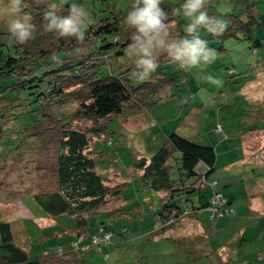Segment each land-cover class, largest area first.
<instances>
[{
  "label": "trees",
  "instance_id": "1",
  "mask_svg": "<svg viewBox=\"0 0 264 264\" xmlns=\"http://www.w3.org/2000/svg\"><path fill=\"white\" fill-rule=\"evenodd\" d=\"M24 2L25 11L34 17V39L16 44L8 27L1 32L9 38L0 40V80H5L0 83V161L10 158L15 163L31 154L40 163L38 166L43 167L42 161L50 160L46 167L55 178V187L36 190L31 195L49 218L59 222L57 233L75 234L78 239L87 235L89 242L81 244L76 240L72 248L60 246L57 252L45 249L33 255L34 250L23 246L27 233L21 230L23 235L16 234L19 222L1 219L0 264H86L88 252L102 244L97 246L93 236L109 232L111 235L104 242L108 243L115 218L126 222L141 213L142 202L125 191L134 175L141 187L160 194L161 207L154 213L159 221L148 234H165L170 227L182 226L188 216H194L191 221H198V207L191 193L209 183L217 159L212 144L196 142L174 130L166 133L151 154L137 155L133 169L117 165L122 177L110 181L108 168L119 159L113 153L119 149L114 144V123L155 103L181 97L183 84L181 74L166 71L171 59L164 52L158 54L159 67L148 80L133 77L136 57H129L127 52L134 30L126 25L125 18L134 0ZM183 2L162 0L169 24L178 28L171 39L187 36L185 27L179 23ZM73 3L83 5L94 21L86 29L83 45L75 38L59 37L44 27L43 16L49 5L56 4L58 13L67 14ZM259 3L264 4V0H245L244 9L233 7L221 12L210 0L209 15L224 19L228 29L223 35L214 36L202 28L201 37L217 52L226 50L225 41L231 36L250 39L256 27L264 23ZM261 42V37H257L254 45ZM77 47L83 51L77 53ZM8 171L7 166H0V174ZM215 194H221V201L214 202L212 196L203 206L209 207L214 218L230 215L234 209L229 199L221 192ZM212 208H217L221 215ZM102 212L109 220L94 223L92 216ZM190 233L168 237L182 254V259L176 258L179 264H187L185 258H191L190 253L196 260L200 257V250L191 248L195 243L209 246L206 250L212 248L207 235L192 237ZM220 261L212 264H223ZM259 262L264 264L263 259Z\"/></svg>",
  "mask_w": 264,
  "mask_h": 264
},
{
  "label": "rangeland",
  "instance_id": "2",
  "mask_svg": "<svg viewBox=\"0 0 264 264\" xmlns=\"http://www.w3.org/2000/svg\"><path fill=\"white\" fill-rule=\"evenodd\" d=\"M244 1L212 0V4L225 12L233 7L244 9ZM259 4V15L264 17V4ZM10 18L0 17V40L9 38L1 32ZM187 22L184 15L179 16L183 27ZM177 29L175 24H170L169 39ZM257 37L262 42L254 45ZM225 45L226 50L218 51V58L201 69L186 70L170 60L166 71L181 74V97L133 112L118 122V126L114 123V144L119 149L113 153L119 159L114 164L107 163L113 165L108 169L110 181H114L120 177L117 165L133 169L137 155L151 154L166 133L174 130L196 142L214 145L217 159L209 183L191 193L198 207V221L193 222L194 216H188L182 226L170 227L165 234H148L159 221L154 213L161 207L160 194L141 187L134 175L125 191L142 202L141 213L126 222L115 218L111 240L90 250L86 264H179L176 258L182 259V254L169 236L188 235L191 231L192 237L207 235L212 248L206 250L209 246L194 242L191 248L199 249L200 257L196 260L190 253L192 259L186 257L187 264H212L216 260L223 264H260L264 260V154L261 153L264 150V23L256 27L250 39L231 36ZM209 75L220 78L223 85L209 83L206 79ZM4 81L1 78L0 83ZM257 147L260 149L255 150ZM35 158L25 154L15 163L10 158L0 161V166L9 168L7 174H0V220L19 222L20 229L15 226L16 234L23 235L21 230L27 233L23 246L34 250L33 255L45 249L57 252L60 246L72 248L78 236L60 235L58 225L45 226L56 221L46 215L31 195L36 190L55 187V178L46 167L51 161H42L45 165L39 167ZM215 191L229 199L234 209L230 215L214 218L209 207L203 206ZM102 219L109 217L103 212L92 216L94 223Z\"/></svg>",
  "mask_w": 264,
  "mask_h": 264
},
{
  "label": "clouds",
  "instance_id": "3",
  "mask_svg": "<svg viewBox=\"0 0 264 264\" xmlns=\"http://www.w3.org/2000/svg\"><path fill=\"white\" fill-rule=\"evenodd\" d=\"M209 3L210 0H184L180 10L188 21L185 26L187 36L169 39V15L162 0H134L125 18L126 25L134 30L127 52L129 57H136L133 77L148 80L159 67L157 57L160 52L166 53L178 67L186 70L211 65L218 53L201 37L200 30L203 28L220 36L227 31L228 24L224 19L209 15ZM25 8L24 0H0V17H11L7 23L8 31L12 42L21 45L34 39L36 31L34 17ZM43 18L46 31L59 37L75 38L79 45H83L86 29L94 22L86 8L76 3L71 4L67 14L58 13L57 5L51 4ZM75 51L81 53L83 49L77 47ZM206 79L217 86L223 85L218 77L209 75Z\"/></svg>",
  "mask_w": 264,
  "mask_h": 264
},
{
  "label": "built area",
  "instance_id": "4",
  "mask_svg": "<svg viewBox=\"0 0 264 264\" xmlns=\"http://www.w3.org/2000/svg\"><path fill=\"white\" fill-rule=\"evenodd\" d=\"M221 199H222L221 194H215L213 196V201L214 202H219V200L221 201ZM212 209L214 210V212H217V208H212ZM217 215H221V213L217 212ZM110 235H111V233H109V232L104 233L102 235H95V236H93V242L95 244L107 242V240L110 237Z\"/></svg>",
  "mask_w": 264,
  "mask_h": 264
},
{
  "label": "crops",
  "instance_id": "5",
  "mask_svg": "<svg viewBox=\"0 0 264 264\" xmlns=\"http://www.w3.org/2000/svg\"><path fill=\"white\" fill-rule=\"evenodd\" d=\"M260 149V147H257V148H255V150H259ZM261 153L262 154H264V150H261ZM59 224V222H56V223H54V224H48V225H45V226H51L52 227V225L53 226H55V225H58ZM89 236H87V235H84L83 237H81V238H79L78 239V241H79V243H80V241H81V243L83 242V243H88L89 242V238H88ZM87 238V240H85V241H83L84 239H86ZM76 240H74L73 242H75ZM263 257H264V255H263Z\"/></svg>",
  "mask_w": 264,
  "mask_h": 264
}]
</instances>
